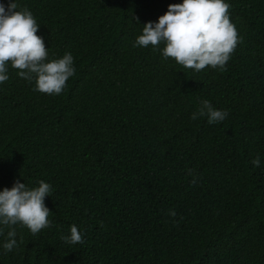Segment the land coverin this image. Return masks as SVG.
Listing matches in <instances>:
<instances>
[{"label":"trees","instance_id":"1","mask_svg":"<svg viewBox=\"0 0 264 264\" xmlns=\"http://www.w3.org/2000/svg\"><path fill=\"white\" fill-rule=\"evenodd\" d=\"M180 2L17 0L76 71L55 96L11 67L0 84V190L52 186V226L16 225L0 264H264V0H227L240 42L199 72L132 46ZM204 99L228 117L191 120Z\"/></svg>","mask_w":264,"mask_h":264},{"label":"clouds","instance_id":"2","mask_svg":"<svg viewBox=\"0 0 264 264\" xmlns=\"http://www.w3.org/2000/svg\"><path fill=\"white\" fill-rule=\"evenodd\" d=\"M18 8L17 0H8L7 4L0 2V84L9 80L11 67L20 78L34 85V91L60 95L66 82L75 75L74 57L71 52H65L61 58L49 60L44 38L37 35L40 25L33 13L28 8ZM229 9L227 0H181L169 4L155 22L149 21L141 27V34L132 46H152L164 60L172 59L196 72L206 67L224 71L240 42ZM228 115L227 110L217 109L204 99L190 119L206 117L209 124H218ZM251 163L260 167V156ZM37 183L36 187H28L16 181L10 189L0 190V236L8 229L6 240L0 245L4 254L19 247L16 225L27 228L32 235L52 226L48 219L51 213L44 203L45 198L52 195V186L42 180ZM168 215L176 214L170 210ZM61 240L66 245L84 242L76 225H71Z\"/></svg>","mask_w":264,"mask_h":264}]
</instances>
